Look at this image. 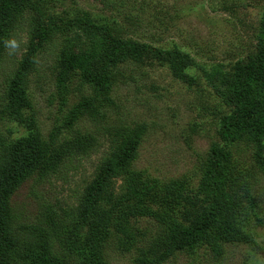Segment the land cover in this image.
Returning <instances> with one entry per match:
<instances>
[{"label":"trees","instance_id":"16d2710c","mask_svg":"<svg viewBox=\"0 0 264 264\" xmlns=\"http://www.w3.org/2000/svg\"><path fill=\"white\" fill-rule=\"evenodd\" d=\"M75 1L0 0V62L16 30L26 33L0 95V264H109L112 241L113 249L138 252L136 264H163L178 252L204 248L220 257L226 244L240 243L253 245L264 258L251 227L264 225V188L256 187L264 176V6L246 52L205 68L190 51L128 36L116 17L71 8ZM49 47L58 49L53 76L60 109L73 88L81 96L45 136L29 76ZM126 66H165L197 94L209 92V103L203 97L199 103L212 113L216 131L196 170L165 179L134 167L149 125L122 119L106 124L108 145L93 173L81 180L77 200L44 203L35 221H21L13 195L28 180L60 175L68 158L90 155L97 138L79 123L117 107L112 91L131 78ZM241 146L250 152L248 160L238 157ZM142 219L148 220L145 229L138 224Z\"/></svg>","mask_w":264,"mask_h":264},{"label":"rangeland","instance_id":"374dc122","mask_svg":"<svg viewBox=\"0 0 264 264\" xmlns=\"http://www.w3.org/2000/svg\"><path fill=\"white\" fill-rule=\"evenodd\" d=\"M256 0H77L71 8H82L108 17H116L127 27L128 36L172 47L176 45L190 51L205 68L219 61H235L255 39L257 19L260 18L264 0L256 6ZM227 3L232 9H222ZM16 47H7L0 62V95L7 79L16 69L23 50L26 33L16 30L12 38ZM57 47H49L38 58L34 71L29 76V91L34 113L43 135L63 121L69 106L80 99L81 92L73 88L70 101L60 109L59 97L53 76V60ZM230 54H234L228 58ZM130 79L118 82L112 91L117 107L109 105L107 115L92 119L83 117L79 128L92 132L97 144L90 155L82 159L70 157L60 170V175H50L42 180L24 182L12 197L15 212L24 222L35 221L43 204L69 205L78 196L81 180L90 176L108 145L106 124L147 122L146 133L134 167L145 169L153 176L173 178L194 172L213 140L216 124L212 113L204 110L211 96L202 90L199 94L188 83L174 78L165 66L132 69L126 66ZM202 75L204 72L199 71ZM85 90L90 87L85 85ZM123 119V120H122ZM1 123V122H0ZM195 124L198 127L195 130ZM1 125V124H0ZM243 146L236 149L238 157L246 159L250 152ZM246 158H245V157ZM200 175L194 179L199 181ZM257 190L264 188V176L259 177ZM144 229L147 219L139 221ZM252 228L258 232L264 245V225ZM113 241L107 249L109 264H136L138 252L114 248ZM163 264H264L262 253L253 245L226 244L219 257L210 249H199L194 254L178 252Z\"/></svg>","mask_w":264,"mask_h":264},{"label":"clouds","instance_id":"9594fccd","mask_svg":"<svg viewBox=\"0 0 264 264\" xmlns=\"http://www.w3.org/2000/svg\"><path fill=\"white\" fill-rule=\"evenodd\" d=\"M6 46H9V47L15 48V47H16V43H15V41H11V42H9Z\"/></svg>","mask_w":264,"mask_h":264}]
</instances>
